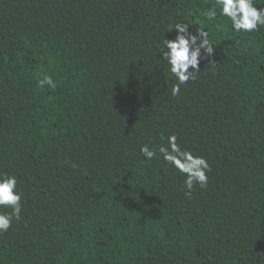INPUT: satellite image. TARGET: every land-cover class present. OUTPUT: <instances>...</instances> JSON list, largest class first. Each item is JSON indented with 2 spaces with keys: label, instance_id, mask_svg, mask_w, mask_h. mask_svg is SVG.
I'll return each mask as SVG.
<instances>
[{
  "label": "trees",
  "instance_id": "trees-1",
  "mask_svg": "<svg viewBox=\"0 0 264 264\" xmlns=\"http://www.w3.org/2000/svg\"><path fill=\"white\" fill-rule=\"evenodd\" d=\"M178 21L215 54L173 97ZM170 134L211 168L191 198ZM0 173L22 193L0 264H264V27L217 0H0Z\"/></svg>",
  "mask_w": 264,
  "mask_h": 264
},
{
  "label": "clouds",
  "instance_id": "clouds-1",
  "mask_svg": "<svg viewBox=\"0 0 264 264\" xmlns=\"http://www.w3.org/2000/svg\"><path fill=\"white\" fill-rule=\"evenodd\" d=\"M217 5L220 13L228 18L236 32L252 33L264 27V6L256 5L253 0H217ZM206 16L208 19H215L216 9L208 10ZM190 27L191 25L178 21L174 25L175 38L163 40L166 50L162 52V57L169 65L170 73L178 81L171 89L173 97L180 95L182 85L196 80V74L200 72V62L215 54V45L209 40V33L200 29L193 34L189 30ZM209 63L215 64L212 61ZM39 85L55 86L51 75L43 76ZM161 139H166V146L163 144L158 146L160 156L185 177L184 195L191 198L192 190L197 185L200 188H207L209 181L207 173L211 171L207 159L182 147L178 143L176 134H170L166 138L161 135ZM140 153L146 161H151L157 157V147L144 144L140 148ZM72 166L77 167V165ZM17 185L18 177L15 174L0 173V208L10 209V211H0V234L7 232L14 220L21 219L22 193Z\"/></svg>",
  "mask_w": 264,
  "mask_h": 264
}]
</instances>
